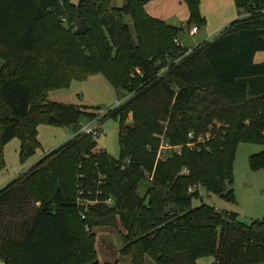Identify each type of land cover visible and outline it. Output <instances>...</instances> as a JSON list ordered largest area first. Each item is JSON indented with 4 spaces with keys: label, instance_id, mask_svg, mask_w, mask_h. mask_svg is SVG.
Wrapping results in <instances>:
<instances>
[{
    "label": "trees",
    "instance_id": "obj_1",
    "mask_svg": "<svg viewBox=\"0 0 264 264\" xmlns=\"http://www.w3.org/2000/svg\"><path fill=\"white\" fill-rule=\"evenodd\" d=\"M149 1L114 7L112 0H0V170L4 146L14 138L22 161L35 153L40 124L74 132L0 189L3 264H116L100 263L93 229L118 222L119 253L131 264H145V256L155 264H197L205 255L217 264H264V219L248 224L216 205L193 206L199 187L234 202L238 143L264 144V62L254 60L264 51V0H235L239 18L177 64L181 28L149 15ZM182 1L188 25H206L200 0ZM95 74L117 94L136 92L100 119V126L107 118L119 123L117 159L97 151L101 132L77 133L102 115L99 108L48 98ZM191 131L206 142L154 169V135L184 145ZM249 164L264 169V151ZM153 169L149 181L145 172ZM143 180L149 184L141 194ZM81 190L101 191L84 219L76 201Z\"/></svg>",
    "mask_w": 264,
    "mask_h": 264
},
{
    "label": "rangeland",
    "instance_id": "obj_2",
    "mask_svg": "<svg viewBox=\"0 0 264 264\" xmlns=\"http://www.w3.org/2000/svg\"><path fill=\"white\" fill-rule=\"evenodd\" d=\"M79 0H72L77 3ZM126 0H112L114 7H122ZM204 5V6H203ZM203 6V9H201ZM155 9V10H152ZM145 10L152 17L163 21L165 24L181 28L177 40L184 48H192L196 44L206 43L214 39L230 23L239 18V10L235 0H200V12L206 20V25L199 28L198 34L192 36L189 31V9L182 0H153ZM153 11V12H152ZM152 13V14H150ZM125 21L134 33L133 20L125 16ZM191 26V25H190ZM255 63L264 62V51L255 56ZM2 61L0 60V63ZM137 72V69H136ZM138 74V73H137ZM142 76V75H141ZM135 91L120 95L114 90L111 83L102 75L95 74L84 80H72L69 86L53 89L48 93L51 101L69 104H87L99 108L101 113L114 108L118 98L133 97ZM126 103V102H125ZM128 123L132 124L131 115ZM101 134L97 139V150L104 149L111 157H119V123L113 118H107L101 124ZM71 128L40 124L38 139L40 147L35 153L22 161L19 155L20 141L14 138L4 146V167L0 170V188L17 178L30 165H35L43 156L50 153L72 138ZM155 137V136H154ZM159 139V146L162 139ZM167 141V139L165 140ZM168 142V141H167ZM159 149V147H158ZM157 149V150H158ZM264 151V144L254 142H240L235 151L233 163L232 189L234 202L217 195H208L203 187H199L200 198L193 200V206H198L201 201L216 205L225 211L234 212L239 220L245 223L264 219V169L254 170L250 167V156ZM167 159V158H166ZM143 180L139 193L143 194L148 186ZM194 189L191 188L192 192ZM124 228L118 222L117 226H99L93 229L96 235V250L100 262L111 261L117 256V264H131V258L121 255L119 250L124 245L120 231ZM109 259V260H107ZM1 264V262H0ZM145 264H155L149 256H145ZM197 264H217L214 256L205 255L197 259Z\"/></svg>",
    "mask_w": 264,
    "mask_h": 264
},
{
    "label": "built area",
    "instance_id": "obj_3",
    "mask_svg": "<svg viewBox=\"0 0 264 264\" xmlns=\"http://www.w3.org/2000/svg\"><path fill=\"white\" fill-rule=\"evenodd\" d=\"M189 31H190V34L192 36H195L199 32V28L197 26H195V25H192V26H189ZM176 43L181 46V44L179 43L178 40H176ZM199 45L200 44H196L192 48H184L183 53L181 54V56L174 63L177 64L181 60H183L186 57H188L189 55H191L195 51V49L197 47H199ZM166 70H167V68H162L161 71L159 72V74L160 73L161 74L164 73ZM137 73L141 74V72L139 70H137ZM128 99H130L129 96L126 97V98H118L114 108L109 109V110H114V109L120 108L121 106H123V104ZM109 110H107L106 112L102 113L101 116H99L98 118L94 119L91 122L81 123L79 125L77 133H84V134L93 135V136L98 135L101 132V130H100V128H101L100 119ZM154 136L155 137H160L162 139L161 144L159 146V149L157 150V153H156V160H155L154 169H155V167H156V165H157V163L159 161H164V160H166V158H168L171 155L180 156L182 154L183 149H185V148H187L189 150L199 149L200 145L202 143H205L206 140H207L204 135H196L193 131H191V132H189L187 134L188 141L184 145H173V144L165 141L166 140L165 133L160 134V135L155 134ZM207 138H209V135L207 136ZM97 151L100 152L102 150H97ZM129 162L130 161L127 159L124 162H122L120 165H121L122 168H124L126 165L129 164ZM154 169L152 170L151 173L150 172H145V175H146V177H147V179L149 181L153 180V174H154V171H155ZM95 183H96V185L98 187H100L99 185L101 183H103L102 177L100 176L99 180L96 181ZM190 191H191V189H190ZM100 194H101L100 190H98L95 194H93L92 191H87L86 194L82 190L79 191V194L77 196V200L76 201H77V204L79 205L80 209L82 210L81 216H82L83 219L85 218L86 213L89 210V207L91 205H93V204L98 202V199H95L94 196L97 197ZM108 202H111V200H108Z\"/></svg>",
    "mask_w": 264,
    "mask_h": 264
},
{
    "label": "crops",
    "instance_id": "obj_4",
    "mask_svg": "<svg viewBox=\"0 0 264 264\" xmlns=\"http://www.w3.org/2000/svg\"><path fill=\"white\" fill-rule=\"evenodd\" d=\"M153 0H151V1H149L146 5H145V7H147L148 5H149V3L150 2H152ZM204 6V5H203ZM203 6H202V8L201 9H203ZM152 10H155V9H152ZM153 12V11H152ZM202 12V11H201ZM149 14V13H148ZM150 14H152V13H150ZM152 16V15H151ZM223 30V29H222ZM222 30H220V32L222 31ZM219 32V33H220ZM257 54V53H256ZM256 56V55H255ZM1 65H2V62L0 63V67H1ZM72 104V103H71ZM74 104V103H73ZM78 105H87V104H78ZM89 106V105H88ZM72 137H74V133H73V136ZM103 151H105L104 149H102ZM31 166V165H30ZM28 167V168H26V170L25 171H27V170H29L31 167ZM34 166V165H33ZM25 171H23V172H25ZM8 184V183H7ZM7 184H5L3 187H1L0 189H2V188H4ZM107 260H109V259H107ZM111 261H104L103 263H116L117 264V260H118V258H117V256H114L113 257V259H110ZM1 262V264H3V262L2 261H0ZM100 263H102V262H100Z\"/></svg>",
    "mask_w": 264,
    "mask_h": 264
}]
</instances>
